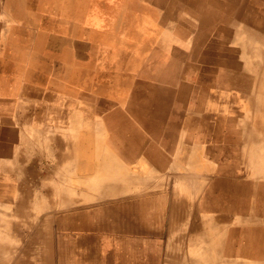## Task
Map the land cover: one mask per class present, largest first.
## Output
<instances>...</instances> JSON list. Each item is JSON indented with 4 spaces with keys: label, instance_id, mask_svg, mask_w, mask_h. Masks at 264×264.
<instances>
[{
    "label": "rangeland",
    "instance_id": "rangeland-1",
    "mask_svg": "<svg viewBox=\"0 0 264 264\" xmlns=\"http://www.w3.org/2000/svg\"><path fill=\"white\" fill-rule=\"evenodd\" d=\"M217 2L0 0V136L30 154L158 137L175 184L239 181L264 218V0Z\"/></svg>",
    "mask_w": 264,
    "mask_h": 264
},
{
    "label": "crops",
    "instance_id": "crops-1",
    "mask_svg": "<svg viewBox=\"0 0 264 264\" xmlns=\"http://www.w3.org/2000/svg\"><path fill=\"white\" fill-rule=\"evenodd\" d=\"M4 137L0 228L16 246L7 264H264V229L253 235L264 218L250 191L220 177L191 185L188 172L175 184L158 168L168 155L158 137L139 142V153L120 146L131 143L111 149L110 140L86 151L94 144L86 138L76 141L85 152L32 154L14 153Z\"/></svg>",
    "mask_w": 264,
    "mask_h": 264
},
{
    "label": "bare ground",
    "instance_id": "bare-ground-1",
    "mask_svg": "<svg viewBox=\"0 0 264 264\" xmlns=\"http://www.w3.org/2000/svg\"><path fill=\"white\" fill-rule=\"evenodd\" d=\"M184 1V0H183ZM208 1V0H207ZM225 2H221L220 0H218V2H217V6H219L220 8H222V9H224V10H227L228 12H229V14H230V12H234L235 13V11L236 10H238V9H240V8H242V9H246L247 11H251L252 13L254 12V11H256V9H258L257 8V6L255 5V2H253V0H224ZM241 1H244L245 2V7H243V6H239V3L241 2ZM173 1H171V3H172ZM175 2V1H174ZM180 2H182V1H180ZM169 3V2H168ZM174 4V3H173ZM168 5V4H167ZM169 7H171V5L169 6ZM179 7V6H178ZM194 7V6H193ZM173 9V8H172ZM178 9V8H177ZM168 10H170V8L168 9ZM259 10V9H258ZM227 12V13H228ZM231 13V14H232ZM165 14H166V12H165ZM206 14H204V13H202V16L204 17ZM66 17V16H65ZM175 17V16H174ZM173 17V18H174ZM246 17V16H245ZM260 17V16H259ZM250 22V21H249ZM223 23V22H222ZM226 23V22H225ZM246 23V22H245ZM257 23V25H262V24H264L263 22H261V23H259V21H257L256 22ZM218 24V23H217ZM248 24H250V23H248ZM252 24V23H251ZM176 25V24H175ZM194 28V27H193ZM192 28V29H193ZM252 32V31H251ZM250 32V33H251ZM248 37V36H247ZM252 37H253V35H252ZM251 37V38H252ZM256 37V36H255ZM250 38V39H251ZM256 51V50H255ZM248 54V53H247ZM241 57V56H240ZM249 57V56H248ZM242 59V58H241ZM57 69V68H56ZM251 71V70H250ZM261 74V73H260ZM251 97V96H250ZM247 104V103H246ZM59 106V105H58ZM221 107V106H220ZM231 110V109H230ZM162 112V111H161ZM228 114V113H227ZM225 115V114H224ZM164 117V116H163ZM244 117V116H243ZM88 127V126H87ZM123 140V139H122ZM39 141V140H38ZM131 141V140H130ZM20 146V145H19ZM134 147V146H133ZM184 147V146H183ZM135 148H136V146H135ZM134 148V149H135ZM185 148V147H184ZM187 148V147H186ZM133 149V150H134ZM191 149H193L192 147H191ZM132 150V152H134ZM180 150H181V148H180ZM262 150V149H261ZM139 151V150H138ZM186 151H187V149H186ZM137 153V152H136ZM190 153V152H189ZM71 154V153H70ZM70 156V155H69ZM187 156H188V153H187ZM179 157V156H178ZM185 158H186V154H185ZM190 158V157H189ZM69 160V159H68ZM258 160V159H257ZM67 161V160H66ZM65 161V162H66ZM179 161V160H178ZM185 161V160H184ZM186 161H188V160H186ZM169 165V164H168ZM174 166V165H173ZM172 166V167H173ZM172 167H170V168H172ZM176 167V166H175ZM179 167H180V165H179ZM178 167V168H179ZM167 168V167H166ZM173 169V168H172ZM181 169V168H180ZM168 172V171H167ZM177 172H178V170H177ZM183 172V171H182ZM187 174V173H186ZM189 174V173H188ZM263 175V174H262ZM182 176V175H181ZM189 176H191V175H189ZM94 177V176H93ZM109 177V176H108ZM142 177V176H141ZM228 177V176H227ZM135 180V179H134ZM149 180V179H148ZM131 181V180H130ZM150 181V180H149ZM3 182V181H2ZM128 182V181H127ZM147 182V181H146ZM218 182H219V180H218ZM224 182V181H223ZM117 183V182H116ZM220 183V182H219ZM126 184V183H125ZM129 185V184H128ZM263 187H264V185H263ZM145 188V187H144ZM65 189V188H64ZM138 189V188H137ZM139 193V192H138ZM132 194V193H131ZM14 197V196H13ZM1 199H2V197H1ZM160 199V198H159ZM163 200V199H162ZM161 200V201H162ZM6 201V200H5ZM147 201H148V199H147ZM164 201V200H163ZM160 202V201H159ZM60 203V202H59ZM157 205V204H156ZM65 206V205H64ZM162 206V205H161ZM140 207V206H139ZM157 207V206H156ZM159 209H160V207H159ZM111 210V209H110ZM55 211V210H54ZM246 211V210H245ZM110 213V212H109ZM112 213V212H111ZM113 214V213H112ZM58 216H59V214H58ZM124 216V215H123ZM122 216V217H123ZM53 217V216H52ZM117 217H119V216H117ZM127 217V216H126ZM125 217V218H126ZM46 218V217H45ZM254 218V217H253ZM59 219V218H58ZM117 219V218H116ZM119 219V218H118ZM120 220V219H119ZM126 220V219H125ZM248 221V220H247ZM58 222H60V220L58 221ZM259 222V221H258ZM54 224V223H53ZM49 226V225H48ZM47 226V229L49 228ZM44 227V226H43ZM51 227V226H50ZM206 227V226H205ZM45 228V227H44ZM52 228V227H51ZM245 228V227H244ZM253 235L255 236V233L256 232H259V233H261L262 232V229H264V228H261V226L259 227L258 225H254L253 226ZM50 229V228H49ZM46 230V229H45ZM51 230V233H52V229H50ZM244 230V229H243ZM201 231V230H200ZM204 231H206V229H204ZM54 232V231H53ZM210 232V231H209ZM245 232L246 233H248V228H246L245 229ZM53 234V233H52ZM125 234V233H124ZM249 234V233H248ZM206 235V234H205ZM252 235V234H251ZM198 236V235H197ZM201 236H203V235H201ZM210 236V235H209ZM53 237V236H52ZM196 238V237H195ZM204 238V237H203ZM253 240H255V239H253ZM54 241V240H53ZM256 242V241H255ZM54 243V242H53ZM78 245H80V244H78ZM206 245H208V244H206ZM46 246V245H45ZM81 246V245H80ZM260 246V245H259ZM207 247V246H206ZM16 248V246H12V250H14V249ZM54 248V247H53ZM10 249V247L9 246H6V245H3V244H1L0 243V251H2V252H4V251H6V252H10V251H12ZM52 249V248H51ZM256 249H259V248H256ZM92 250V249H91ZM52 251V250H51ZM54 251V250H53ZM204 251V250H203ZM257 251H259V250H257ZM210 252H211V250H210ZM78 253V252H77ZM205 253H206V250H205ZM208 253V252H207ZM258 253V252H257ZM210 254V253H209ZM259 254V253H258ZM53 255V254H52ZM97 255V254H96ZM207 255V254H206ZM54 256V255H53ZM209 256H207V258H208ZM263 257V256H262ZM191 258V257H190ZM193 258V257H192ZM199 258V257H198ZM219 258V257H218ZM54 259V258H53ZM196 259V258H195ZM215 259H216V257H215ZM17 260H20V261H18L17 262V264H22V261H21V258H18ZM48 260H50V258L48 259ZM92 260V259H91ZM188 260H189V258H188ZM202 260V259H201ZM197 261H198V259H197ZM203 261V260H202ZM210 261H211V259H210ZM45 262V261H44ZM51 262V261H50ZM50 262H48V263H50ZM92 262H93V260H92ZM180 262H181V260H180ZM183 262V261H182ZM205 262H206V259H205ZM209 262V261H208ZM208 262H206V263H208ZM231 262V261H230ZM16 263V262H15ZM176 263V262H175ZM178 263V262H177ZM188 263V262H187ZM195 263V262H194ZM212 263V262H211ZM236 263V262H235ZM1 264H7V262H3V263H1ZM179 264V263H178Z\"/></svg>",
    "mask_w": 264,
    "mask_h": 264
}]
</instances>
